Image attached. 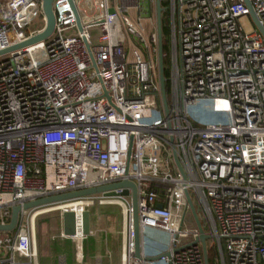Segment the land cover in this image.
Listing matches in <instances>:
<instances>
[{"label":"built area","instance_id":"2783aa9c","mask_svg":"<svg viewBox=\"0 0 264 264\" xmlns=\"http://www.w3.org/2000/svg\"><path fill=\"white\" fill-rule=\"evenodd\" d=\"M166 1L168 112L157 0H94L93 16L74 0L82 31L69 0H54V33L0 55V225L13 206L129 179L141 256L127 187L129 196L99 193L23 211L14 231L0 232V264H40V212L62 214L82 201L80 210L118 204L129 215L122 264H207L191 203L207 249L211 240L219 253L215 264H264V36L244 0ZM250 2L264 27V0ZM42 3L0 0V51L44 30ZM147 227L168 232L169 255L146 256Z\"/></svg>","mask_w":264,"mask_h":264},{"label":"water","instance_id":"95a60500","mask_svg":"<svg viewBox=\"0 0 264 264\" xmlns=\"http://www.w3.org/2000/svg\"><path fill=\"white\" fill-rule=\"evenodd\" d=\"M246 5L250 9V15L252 19L254 20L255 24L257 25L258 29L264 36V27L260 24L257 15L255 11L252 8L250 0H244ZM53 2L54 0H43L42 3V11L46 18V25L42 32L30 37L23 43L12 46L10 48L4 49L0 51V55L6 54L16 48L20 47H26L33 45L35 43H38L40 41H44L48 39L55 31L56 27V15L53 9ZM69 2L72 5L73 11L75 13L76 19H77V26L80 31L83 30L82 20L79 14V11L76 7V4L74 0H69ZM163 7L161 5V0H157V15H158V25H159V36H160V51H159V76H160V84H161V92L163 96V101L166 106V110L168 112V97L166 93V81L167 78L164 74V54H163ZM174 161L177 164L179 170L183 174V168L177 158L176 155H174ZM127 187H131L132 189V223H133V234H134V244H135V256L140 257L141 256V228H140V218H139V211H138V193H137V186L136 184L129 180L124 179L120 182H115L111 184L96 186V187H90V188H84L74 191H69L65 193H59L50 195L47 197L38 198L36 200L25 202L22 205H16L12 208V215L11 220L6 225H0V232H12L14 231L20 221V215L23 211L45 206L57 202H63V201H72L76 199H80L83 197L95 195L102 193L106 196H129V190ZM117 189H122L121 192H117ZM191 209L194 213V216L196 218L197 225L200 229V236L199 240L203 244V250L205 254V259L208 264V249H207V240L210 238L209 235L205 234L204 229L201 225V222L199 218L197 217V213L195 209L193 208V205L191 203ZM62 233L63 236L66 237H77L78 243L80 242L78 237H82L81 239L84 240L85 237L90 235L91 233V211L88 209L80 210L78 208L74 209H67L65 210L62 215ZM82 226V232L81 235H78L77 228L78 226ZM165 254L169 255L170 252H166ZM161 255L155 256V257H149L151 259H157L160 258ZM61 264H67L66 262H62Z\"/></svg>","mask_w":264,"mask_h":264},{"label":"rangeland","instance_id":"374dc122","mask_svg":"<svg viewBox=\"0 0 264 264\" xmlns=\"http://www.w3.org/2000/svg\"><path fill=\"white\" fill-rule=\"evenodd\" d=\"M76 2L78 3L80 9L85 10L86 16L97 15L98 11L94 0H76ZM166 15L168 16V11ZM37 21L38 24L42 23L41 19H38ZM240 22L246 31L253 30L252 23L250 22V18L248 16L242 17L240 19ZM90 209H91V213L94 214L93 223L95 228L97 229V233H95L94 235L96 240L95 242L97 244L96 248L98 250L97 254H99V251L103 253L107 258L102 256V259L104 260V258H106L104 260L106 261L109 260V257L106 255L107 252H109L111 256L110 260H112L113 254L116 253V249H118L119 247L123 248V241L125 239L126 221H125V214L123 208L118 204L97 203L94 206H92ZM40 214L42 215H40L35 220V230L37 237L36 239L38 246V254L40 258L39 262L40 264H45L41 260V250L48 252L49 257L53 259L52 257L53 255L55 256V253L59 254L62 252H66L68 250H72L74 244L76 245V242H78V239L77 237H75L77 241H74L73 237H66L62 235L61 210L59 209H56L54 211L46 210ZM186 224L190 227L195 226V221L193 219L190 209L186 213ZM87 237H85L84 240L79 239L81 255H83L81 252L83 250L82 244L83 242L84 243L86 242ZM78 238H82V237H78ZM169 238H170L169 234L161 229L150 228V227L145 228L143 232V239L145 241L146 256H154L160 254L163 249L164 242L167 243L169 241ZM210 243L211 240H209V245L214 246L213 244ZM89 249H92L91 244L89 245ZM212 254L213 255L211 256V258L215 264L216 259L219 258V253L217 252V249H213ZM96 258H97V262L95 261L94 264H105L100 261L98 256H96ZM51 264H58V263L53 262ZM78 264H84V263H78Z\"/></svg>","mask_w":264,"mask_h":264},{"label":"crops","instance_id":"0c3cea01","mask_svg":"<svg viewBox=\"0 0 264 264\" xmlns=\"http://www.w3.org/2000/svg\"><path fill=\"white\" fill-rule=\"evenodd\" d=\"M90 211H91V209H90ZM93 217H94V214L91 213V234H90V236H88L86 238V242L85 243L83 242V244H82L83 250L81 252L83 255L80 254V246H79V243L76 242V245L74 244V247L72 250H68L66 252H62L59 254L55 253V256L53 255V257H52L53 259H51L49 257L48 252L41 250L42 262L45 264H51L53 262H56L58 264H61L62 262H66L67 264H78V263L94 264L95 261L97 262L96 256H98L102 263H105V264H122V247L121 248L119 247L118 249H116V253L113 254L112 260H110L111 256H110L109 252H107L106 255L109 257L110 261L109 260L104 261L107 257L103 253H101L100 251H99L100 255L97 254L98 250L96 248L97 244L95 242L96 240H95V236H94L95 233H97V229L94 226V223H93L94 218ZM164 232H166V231H164ZM73 238H74V241H77L75 239V237H73ZM79 239H81V238H79ZM81 240H83V239H81ZM89 243L91 244L92 249H89V245H90ZM144 246H145V241H144ZM169 248H170V238H169V241L167 243L164 242V246H163L161 253L168 252ZM57 249H58V247H57ZM158 255H154L151 257H155ZM102 256L106 257V258H104V260H103Z\"/></svg>","mask_w":264,"mask_h":264},{"label":"trees","instance_id":"16d2710c","mask_svg":"<svg viewBox=\"0 0 264 264\" xmlns=\"http://www.w3.org/2000/svg\"><path fill=\"white\" fill-rule=\"evenodd\" d=\"M161 5L163 8H166L168 3L166 0H161ZM167 11L165 9V11L163 12V54H164V74L165 77L167 78L166 81V93H167V97L169 98L170 95V82H169V77H170V58H169V45H168V35H169V28H168V24H167V15H166ZM213 249H216V247L214 246H210L208 247V258H209V262L210 264H214V261L212 260L211 256Z\"/></svg>","mask_w":264,"mask_h":264},{"label":"bare ground","instance_id":"6f19581e","mask_svg":"<svg viewBox=\"0 0 264 264\" xmlns=\"http://www.w3.org/2000/svg\"><path fill=\"white\" fill-rule=\"evenodd\" d=\"M85 204L86 203L84 201H82V202H76V203H69L68 205H65V206L66 207H70V208H78V207L84 206ZM49 210H51V209H49ZM44 211H46V210H44ZM42 212L43 211H41L40 213H42ZM128 218H129V215L127 216V218L125 217V221H126L127 225L129 224V219ZM35 232H36V230H35ZM77 232H78V235L80 236L81 232H82V226H80V224H79V226L77 228Z\"/></svg>","mask_w":264,"mask_h":264}]
</instances>
